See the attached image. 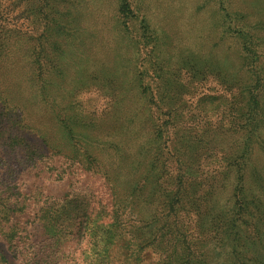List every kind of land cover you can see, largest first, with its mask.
I'll list each match as a JSON object with an SVG mask.
<instances>
[{"label": "rangeland", "instance_id": "obj_1", "mask_svg": "<svg viewBox=\"0 0 264 264\" xmlns=\"http://www.w3.org/2000/svg\"><path fill=\"white\" fill-rule=\"evenodd\" d=\"M18 1L29 18L0 19L1 109L34 125L0 137L16 263L264 264V0ZM116 212L155 237L141 261L79 233Z\"/></svg>", "mask_w": 264, "mask_h": 264}, {"label": "trees", "instance_id": "obj_2", "mask_svg": "<svg viewBox=\"0 0 264 264\" xmlns=\"http://www.w3.org/2000/svg\"><path fill=\"white\" fill-rule=\"evenodd\" d=\"M20 1V0H19ZM19 1L17 2V6H19ZM55 2L54 5H61V3L65 2V0H45V5H49L50 3ZM39 5L37 0L32 1V6ZM3 3L0 0V19L3 20L4 22H10L11 20H17L19 18H29V13H28V8L26 4V11L22 12H17L16 15L11 16L8 14L7 11L4 10ZM20 7H17L19 9ZM38 8V13H45L44 8L42 7V4L37 6ZM120 10L127 11L128 10V2L126 0H122V4L120 5ZM15 13V12H14ZM34 13V12H33ZM56 13L60 14H65V11H57ZM58 25V24H57ZM54 28H57L55 25ZM15 32L18 33V30ZM14 30L7 25L2 24L0 22V50L2 51L3 48H6L8 45V40H9V34L12 33ZM13 35V34H12ZM11 36V35H10ZM45 36H43V39ZM43 49L40 50V53L36 59V62L38 65H41V61H45L47 59L53 58L52 55L49 53H44L42 55ZM50 57V58H49ZM40 59V61H38ZM41 74V73H40ZM264 91V88L262 85L260 86H255L252 87V92H253V99H254V108L252 109V112L250 113L251 119L255 118L256 122L262 123L261 127L264 126V97L261 93V91ZM2 95L0 94V137L6 139V142L11 141V142H16L18 139H22L24 141H27V137L25 134L29 135V128H33L34 125L29 122V124H26L24 127L22 125L21 117L20 116H15L11 117L8 115L5 111L1 109V105L3 102V98L1 97ZM55 100H52V103L50 104V108L52 112L56 113V118L58 119L59 123L62 124V126L65 128V118H64V112L58 107V103L56 98ZM93 126H97L96 123ZM28 142V141H27ZM29 143V142H28ZM30 144V143H29ZM109 199H112V191L109 188ZM11 205H9V201L0 195V222L2 223L3 221L5 222H10L12 218L11 214ZM103 219L97 220L95 223V228L88 229V220L85 217V220L81 223L80 228H79V233L83 236V234L88 235L89 238L91 239V243L93 244H106V245H114L117 246V248H122L124 247L127 249L126 255L128 256L127 260L133 257L141 261L143 258V252L147 251L146 249L150 246L153 241L155 242V237L153 239L150 237L145 238V239H140L138 236L134 237L132 236L131 229L127 225L128 217L125 215V213H112L111 215H106L102 217ZM11 224V223H10ZM4 231V240L5 244L1 245L0 244V262L2 264H17L15 259L16 256L12 255L14 254V251L11 249V252L9 250V247L12 248V241L14 239L15 233L13 230H10V227H8V230L6 228H2ZM186 240L183 239L182 243L185 244ZM158 245V244H157ZM133 246V247H131ZM134 252V254L130 253V250ZM191 249V248H190ZM184 250V249H183ZM101 254V264H107L108 262V255H109V250L107 249H101L100 250ZM172 253V252H171ZM168 255V256H175L176 254L173 253V255ZM167 256V257H168ZM189 260H187L188 263ZM124 264H129L128 261L127 263ZM153 264V263H151ZM158 264V262H157ZM163 264H166L163 262Z\"/></svg>", "mask_w": 264, "mask_h": 264}]
</instances>
